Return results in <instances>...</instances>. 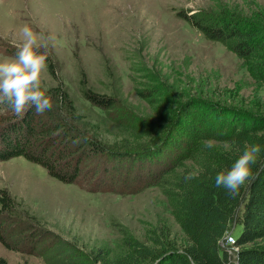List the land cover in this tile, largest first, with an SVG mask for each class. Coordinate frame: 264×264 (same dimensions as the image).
<instances>
[{
	"label": "rangeland",
	"instance_id": "rangeland-1",
	"mask_svg": "<svg viewBox=\"0 0 264 264\" xmlns=\"http://www.w3.org/2000/svg\"><path fill=\"white\" fill-rule=\"evenodd\" d=\"M180 10L264 24V0H0V35L28 24L40 42L48 44L54 72L47 68L43 74L44 89L62 86L74 104L80 129L122 153L161 144L157 154H135L140 158L131 168L122 162L125 166L114 175L112 187L103 190L61 182L21 156L0 161V189L34 217L28 222L68 242L81 261L87 256L88 264H99L95 256L105 253L110 260L124 255L130 239L152 245L150 235L165 226L177 241L184 237L170 193L182 170L193 165L187 157L202 151L208 140L191 136V128L200 127L203 109L188 106L183 113L182 104L204 100L248 116L264 114V82L255 81L221 42L204 38L178 17ZM14 53L0 39V59ZM85 90L110 98L113 105L91 102ZM9 113L0 106V123ZM162 137L167 142L162 144ZM213 142L214 147L223 145ZM98 162L100 168L98 159L86 157L84 169ZM156 163L165 166L163 187L135 191L121 186L125 174L131 179ZM98 177L102 175L94 179ZM240 229L233 223L227 236L235 237ZM259 244L264 245V239ZM1 259L4 264H46L33 252L0 242V264Z\"/></svg>",
	"mask_w": 264,
	"mask_h": 264
},
{
	"label": "trees",
	"instance_id": "trees-1",
	"mask_svg": "<svg viewBox=\"0 0 264 264\" xmlns=\"http://www.w3.org/2000/svg\"><path fill=\"white\" fill-rule=\"evenodd\" d=\"M177 16L204 38L221 42L242 60L255 81L264 82L263 23L250 18L185 10L178 11ZM53 67L49 57L48 71L51 74ZM47 94L56 106L43 115H37L33 109L21 119L8 109L11 113L0 123V161L21 156L43 166L51 177L61 182L79 184L89 190H103L112 187L114 175L125 166L122 162L130 163L128 168H131L134 160L140 158L135 155L138 152L158 153L159 143L137 147L132 153L110 150L96 139L97 135L93 137L76 125L78 115L74 104L61 85L50 88ZM83 94L99 106L113 105L110 98L88 90ZM188 106L203 109L200 127L191 128L192 138L218 141L223 145L211 149L205 147L198 156L187 157L193 162L192 167H185L175 180L170 195L184 237L177 241L165 226L158 234L153 232L150 235L152 245L130 239L127 252L116 259L110 260L109 253L95 256L94 261L99 264H264V245L259 244L264 239V150L258 164L253 165L258 178L242 186L238 195L232 197L222 188L215 187L216 173L231 168L245 143L260 144L264 149V114L248 116L243 111L204 100H192L191 105L182 104L183 113ZM167 139L162 137V144ZM86 157L98 159L101 167L98 162L84 169ZM164 167L161 163L149 164L146 172L139 170L142 173H135L131 179L127 173L120 180L121 186L135 191L149 185L163 187ZM196 169L200 170L199 178L186 182L187 172ZM99 174L101 180L100 176L94 179ZM28 218L34 220L20 209L6 189H0L2 244L13 250L33 252L46 264H88L87 256L81 261L74 251L76 249L68 242L34 228ZM233 223L241 226L231 245L237 247L236 250L225 243ZM231 254L235 255L234 259ZM1 264H4L2 259Z\"/></svg>",
	"mask_w": 264,
	"mask_h": 264
},
{
	"label": "clouds",
	"instance_id": "clouds-1",
	"mask_svg": "<svg viewBox=\"0 0 264 264\" xmlns=\"http://www.w3.org/2000/svg\"><path fill=\"white\" fill-rule=\"evenodd\" d=\"M0 39L15 49L14 55L0 59V106L7 107L21 119L33 109L37 115L52 111L56 102L45 91L43 82L50 55L48 44L41 43L38 33L28 24L22 25L17 31L0 35ZM54 39L48 38L50 41ZM214 146L211 140L204 143L208 149ZM262 150L260 144L245 143L231 168L216 173L215 187L222 188L232 197L238 195L242 186L258 178L253 165L258 164ZM199 176L200 170L196 169L187 172L184 179L190 182Z\"/></svg>",
	"mask_w": 264,
	"mask_h": 264
},
{
	"label": "built area",
	"instance_id": "built-area-1",
	"mask_svg": "<svg viewBox=\"0 0 264 264\" xmlns=\"http://www.w3.org/2000/svg\"><path fill=\"white\" fill-rule=\"evenodd\" d=\"M225 243L231 246L232 243H233V238L231 236H227L226 235V237H225ZM231 249L236 250L237 247L231 246Z\"/></svg>",
	"mask_w": 264,
	"mask_h": 264
}]
</instances>
